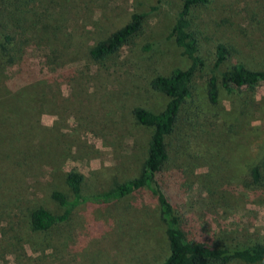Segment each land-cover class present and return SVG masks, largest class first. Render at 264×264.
Segmentation results:
<instances>
[{
  "label": "rangeland",
  "instance_id": "rangeland-1",
  "mask_svg": "<svg viewBox=\"0 0 264 264\" xmlns=\"http://www.w3.org/2000/svg\"><path fill=\"white\" fill-rule=\"evenodd\" d=\"M182 3L0 0V34H11L15 45L13 63L0 60V264H161L166 259L165 226L151 193L106 196L141 171L152 130L140 126L132 111L158 113L168 101L152 89L151 80L189 66L170 35ZM134 13L145 14L137 35L116 55L95 62L90 50ZM191 20L205 65L192 79L183 118L208 106L218 44L230 49L221 70L236 63L264 69V0H210L193 8ZM262 98L263 86L256 103ZM220 99L232 114L233 100L224 93ZM260 120L250 115L241 130L251 131L264 123ZM193 125L184 126L180 137ZM219 140L218 151L179 160L163 170L161 181L166 185L167 178H176L166 187L180 193L173 201L189 220L190 240L230 246L264 242V194L259 199L237 191L240 173L257 153L256 140L245 141L238 133ZM71 171L83 175V195L95 199L74 207L65 223L33 231L34 209L63 212L51 197L54 191L72 201L64 181Z\"/></svg>",
  "mask_w": 264,
  "mask_h": 264
},
{
  "label": "trees",
  "instance_id": "trees-1",
  "mask_svg": "<svg viewBox=\"0 0 264 264\" xmlns=\"http://www.w3.org/2000/svg\"><path fill=\"white\" fill-rule=\"evenodd\" d=\"M209 1L183 0L170 35L188 59L189 66L185 69H174L168 76L158 75L151 80L152 89L167 97L168 101L158 113L142 107L133 109L135 121L140 126L152 130L146 158L137 177L115 185L106 197L109 200H118L147 189L156 199L169 249L168 256L161 264H264V242L230 246L208 238L190 240L185 231L189 220L173 201H176L180 193L175 194L166 187L176 181V178H167L166 185L161 181L163 170L173 164L177 165L179 160L192 161L199 156H210V152L218 151L220 137L238 133L243 135L245 141L254 139L257 143L255 157L251 162H247V170L240 173L238 194L257 195L259 199L260 195L264 194V123L253 126L251 131L245 129L243 123V120L252 114H257L262 118L260 121L264 122V99L257 103L255 99L257 89L264 87V69H250L236 63L229 69L221 70L230 55V49L224 44H218L207 82L208 106L191 113V118H183L184 114H187L183 112V108L191 98L192 79L196 70L205 65L198 54V40L192 30V10ZM144 17L145 14H132L127 24L94 45L90 50L91 58L101 63L116 55L140 31ZM13 42L14 37L11 34H0V60L6 59L7 63L3 62L6 65L14 61ZM221 93L233 100L232 114H228L223 107ZM1 105L6 107L5 102ZM2 114L3 112H0V117ZM194 122L196 127L193 125V130L191 127V131L181 138L182 128L191 126ZM241 124L244 126L243 130ZM197 127L200 132L196 130ZM247 145L249 144H245L246 147ZM64 181L71 192L72 201L69 202L63 193L54 191L51 197L63 208V212L55 215L42 207L34 209L30 214V226L33 231L46 232L58 224L65 223L74 207L95 199L83 195V175L71 171L65 174ZM260 203L264 202L260 200Z\"/></svg>",
  "mask_w": 264,
  "mask_h": 264
}]
</instances>
